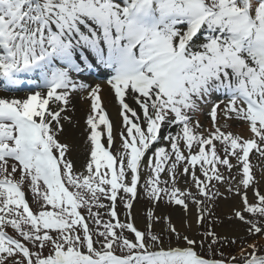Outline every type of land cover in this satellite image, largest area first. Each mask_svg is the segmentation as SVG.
<instances>
[{
    "label": "snow or ice",
    "instance_id": "obj_1",
    "mask_svg": "<svg viewBox=\"0 0 264 264\" xmlns=\"http://www.w3.org/2000/svg\"><path fill=\"white\" fill-rule=\"evenodd\" d=\"M0 264H264V0H0Z\"/></svg>",
    "mask_w": 264,
    "mask_h": 264
},
{
    "label": "bare ground",
    "instance_id": "obj_2",
    "mask_svg": "<svg viewBox=\"0 0 264 264\" xmlns=\"http://www.w3.org/2000/svg\"><path fill=\"white\" fill-rule=\"evenodd\" d=\"M86 106H87V102L86 101L83 102V103H77V106H76L77 107V111H76L75 115L80 119L81 123H83L84 109L86 108ZM109 111L113 115H115L116 109L112 105H109ZM205 124H207V123H205ZM137 207L143 209L141 204H140V202L137 204Z\"/></svg>",
    "mask_w": 264,
    "mask_h": 264
},
{
    "label": "rangeland",
    "instance_id": "obj_3",
    "mask_svg": "<svg viewBox=\"0 0 264 264\" xmlns=\"http://www.w3.org/2000/svg\"><path fill=\"white\" fill-rule=\"evenodd\" d=\"M201 120H202V122L207 123V119H206V117H201ZM139 202H140L142 208L145 207V202H144L143 200H141V201H139Z\"/></svg>",
    "mask_w": 264,
    "mask_h": 264
}]
</instances>
